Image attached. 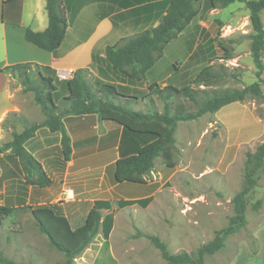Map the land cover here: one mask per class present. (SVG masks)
<instances>
[{"label": "rangeland", "instance_id": "obj_1", "mask_svg": "<svg viewBox=\"0 0 264 264\" xmlns=\"http://www.w3.org/2000/svg\"><path fill=\"white\" fill-rule=\"evenodd\" d=\"M260 17L264 26V10ZM129 32L127 30L125 34ZM251 34L249 11L243 2L234 1L210 9L195 19L178 38L165 45L162 56L146 72L141 84L132 89L119 87V90L138 96L134 108L161 112L162 101L155 94H148V85L154 81L160 86L165 83L178 85L181 72L186 71L185 77L192 79L210 62L216 77L212 85H200L197 89L204 88L209 93L215 89H239L258 81L264 92V50L262 67L257 75L259 68L250 52ZM209 37L216 39L210 53ZM217 41L228 49L227 57ZM198 43L203 44L201 49L203 47L204 51L202 49L196 59H190L188 56ZM54 77L59 86L54 94L58 102L65 94L67 79ZM11 83V92L17 102L26 106L35 103L32 91L19 90L15 80ZM60 83L64 92L60 90ZM197 92L198 100L202 101L203 93ZM178 101L188 111L197 109V105L188 100L178 98ZM35 114L40 117L38 109ZM11 121L20 129L32 124L9 114L8 122L3 126L7 127ZM137 137L140 143L146 135L138 134ZM263 141L264 101L253 95L205 112L195 119L177 121L171 148L174 167H166L160 157L154 161L152 170L161 169L162 172L155 199L146 208L116 210L109 249L102 247V235L98 232L74 257L73 264H168L148 235L157 236L170 253L186 251L193 255L200 244L228 225L234 214L232 198L243 188L245 171L252 166L249 154H253ZM151 178L150 173L148 180ZM253 178L255 183L245 195L243 224L225 237L219 250L206 254L203 264H230L237 245H241L239 257L243 256L246 246L252 261L263 259L264 247L263 253L258 255L256 244L260 241L264 246V158ZM130 185L132 182L121 183V196L128 195L126 188ZM68 193L67 189L61 191L60 199ZM23 243L31 245L24 247ZM0 254L18 264H59L65 260L64 254L50 246L46 236L38 230L28 205L16 208L0 225ZM238 259L231 264H237ZM0 264L6 263L0 261Z\"/></svg>", "mask_w": 264, "mask_h": 264}, {"label": "trees", "instance_id": "obj_2", "mask_svg": "<svg viewBox=\"0 0 264 264\" xmlns=\"http://www.w3.org/2000/svg\"><path fill=\"white\" fill-rule=\"evenodd\" d=\"M234 1L243 2L249 11L252 27L250 52L259 68L257 73L259 75L262 67L261 54L264 50V26L260 17L261 11L264 10V0H151L128 11L135 14L137 11H143L144 22L148 25L112 44H107L103 55H94L93 65L94 63L97 65L94 66L96 73L88 67L75 69L72 77L65 80L67 94L58 103L54 98L57 84L51 67L21 62L0 69L20 84L23 91L33 92L34 102L39 105L44 115L41 122L32 123L20 132H12L11 139L1 146V151L10 149L12 157L16 158L21 166L26 183L47 186L51 182L50 177L41 163L25 149L24 142L34 135L39 126H47L50 131H60L62 152L64 158L68 159L71 147L69 136L64 129L63 116L96 113L100 118L114 121L128 131L146 135L144 143L136 151L120 149L119 157L110 166L115 182L145 183L150 178L154 161L158 157L166 167H174L171 148L177 121L195 119L228 103L244 100L248 95L261 97L264 101L260 83L255 81L239 89L209 90V93L204 88L197 89L200 85L205 87L212 85L216 77L209 62L203 65L192 79L188 80L185 77L186 71L181 72L178 85L165 83L160 86L155 81L148 85V94H155L162 101L161 112H144L134 108L138 96L130 94L131 92H121L119 87L132 89L141 84L145 80L146 72L162 56L167 43L178 38L201 14ZM8 3L16 4L19 19L22 0H3L2 19L5 17V6ZM45 10L46 27L42 30L26 27L24 36L37 47L54 51L65 37L67 20L61 0H45ZM214 41L215 38L209 37V53L213 51ZM217 44L225 51L227 57L228 49L220 41H217ZM201 46L203 44L198 43L188 57L196 59L204 47L201 49ZM197 90L204 95L202 101L198 100ZM178 98L195 103L197 109L186 110ZM59 105L63 108L60 109ZM6 121L7 119L3 125ZM249 157L252 166L245 171L243 188L232 198L234 214L230 217L228 225L217 230L212 239L200 244L193 255L186 251L170 253L166 244L157 236H147L160 250L162 258L168 264H203L204 256L219 250L225 237L243 224L245 195L255 183L253 178L255 170L263 163L264 141L256 147L253 154H249ZM151 200V196L146 197L142 206H146ZM137 202V199H119L117 206L123 208ZM28 208L35 225L46 236L50 246L64 254L65 260L59 264H73L74 257L98 232L102 235V247L105 250L109 249V236L114 223V210L111 209L110 201L95 200L84 221L76 227H72L63 214L60 202ZM101 209L109 211L102 215ZM13 210V207L0 204V225ZM0 261L18 264L1 254Z\"/></svg>", "mask_w": 264, "mask_h": 264}, {"label": "crops", "instance_id": "obj_3", "mask_svg": "<svg viewBox=\"0 0 264 264\" xmlns=\"http://www.w3.org/2000/svg\"><path fill=\"white\" fill-rule=\"evenodd\" d=\"M2 1L0 0V69L14 63L33 62L51 67L54 76H57L60 70L74 71L83 67H88L96 73V64L93 65L94 55H103L107 44H112L148 25L144 22L143 11H137L136 14L128 11L151 0H61L67 30L62 43L54 51L39 48L28 42L24 36L26 27L33 30L46 27L45 0H22L19 19L14 3L6 4L5 17L2 19ZM127 30L130 32L125 34ZM12 80L14 79L0 71L1 205H8L15 210L24 205L60 202L63 214L71 226L76 227L84 221L95 200L110 201L115 221V211L122 209L117 206L119 199H137V203L126 206L134 208H146L155 199L160 190L161 169L156 172L152 170L151 180L145 183L132 182V185L126 188L128 195L121 196L119 188L123 182L113 180L110 166L119 157L120 149L136 151L144 143L137 142L138 134H142L128 131L114 121L100 118L96 113L63 116L64 129L69 136L71 147L68 159L64 158L62 152L61 132L50 131L47 126H39L34 135L24 142V147L41 163L51 182L47 186L26 183L21 166L18 160L12 157L10 149L1 151L3 143L11 139V133L22 131L23 126L20 129L18 124L13 126L11 121L4 127L3 122L5 119L8 122V115L12 114L24 123H39L43 120V115L39 105L33 103L26 106L16 101L11 92ZM18 85L19 90H22V86ZM61 86L62 83L60 90L64 92V87ZM64 93L67 94L66 89ZM36 109L39 110L40 117L36 116ZM65 189L69 193L61 200L60 193ZM150 196L152 200L142 206L144 199ZM102 211L106 214L109 210L101 209L100 212ZM25 245L31 244L23 243L24 247ZM263 247L260 241L256 244L258 255L263 253ZM240 248L241 245L236 246L230 264L237 257V264H264V257L258 262L252 261L246 246L243 248V256L239 257L237 254L242 252Z\"/></svg>", "mask_w": 264, "mask_h": 264}, {"label": "built area", "instance_id": "obj_4", "mask_svg": "<svg viewBox=\"0 0 264 264\" xmlns=\"http://www.w3.org/2000/svg\"><path fill=\"white\" fill-rule=\"evenodd\" d=\"M73 75V71L72 70H60L57 73V76L60 79H70Z\"/></svg>", "mask_w": 264, "mask_h": 264}]
</instances>
